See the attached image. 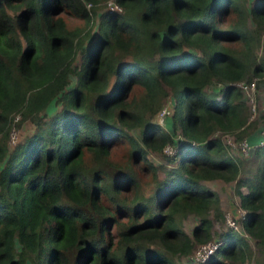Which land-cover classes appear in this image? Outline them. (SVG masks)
Listing matches in <instances>:
<instances>
[{"label": "trees", "instance_id": "16d2710c", "mask_svg": "<svg viewBox=\"0 0 264 264\" xmlns=\"http://www.w3.org/2000/svg\"><path fill=\"white\" fill-rule=\"evenodd\" d=\"M103 1L0 0V264H180L169 256L212 239L209 211L222 218L217 193L200 183L215 178L234 181L240 228L264 254V143L242 158L219 135L239 140L255 128L233 83L264 69L254 52L264 0H113L121 12L94 14ZM62 13L82 25L67 27ZM168 96L166 131L150 119ZM24 119L33 132L11 145ZM117 142L122 159L111 155ZM166 144L172 166L148 160ZM142 174L155 184L149 196ZM217 238L205 261L189 264L243 263L241 234Z\"/></svg>", "mask_w": 264, "mask_h": 264}, {"label": "rangeland", "instance_id": "374dc122", "mask_svg": "<svg viewBox=\"0 0 264 264\" xmlns=\"http://www.w3.org/2000/svg\"><path fill=\"white\" fill-rule=\"evenodd\" d=\"M107 1L108 0H104L103 2H100L98 4L96 3V5L94 7L91 5H88L86 7L88 9L93 7L94 14H97L100 11L106 10V7L109 8ZM109 2H110V0H109ZM255 2H256V0H246V5L248 6V5L254 4ZM116 12H121V9H119L117 7ZM62 17L64 18V21H65L67 27H69V28L79 27L83 23V21L81 19L73 17V16L69 15L68 13L67 14L62 13ZM95 22H96V16L93 15L92 23L89 27V30L87 29L89 31L90 35L95 34V32H96V28L94 25ZM248 26L249 27L253 26V23H251L249 20H248ZM256 39H257V41H256V45L254 47V52H255L256 57H260L262 60V59H264V28L263 29L261 28V30L258 31V33L256 34ZM88 40L89 39L84 41L86 46L89 43ZM231 46L237 47V44H232ZM183 50L186 51L187 48L185 47ZM191 51L199 54V51L196 48H191ZM151 55H152V57H150L148 59V61L152 60L154 58V56H155V58L157 56L155 53H154V55L153 54H151ZM79 59H80L79 54L78 53L75 54L73 64H77L79 62ZM121 60H122V62H127V61H130L132 59H131L130 55H127V56L123 57ZM255 75L258 77V78L254 79L255 84H256V91L254 93V98H255V102H256V110L252 114H250L249 109H248V112H249L248 121L249 122H255L254 124H256L257 126H260V128H262L264 126L263 125L264 123H263L262 115L258 113L259 112L258 100L263 99V97H264L263 89H262V86L264 85V69L260 73L255 74ZM73 80H74L73 76H70L69 86L72 85ZM112 81H113V75L110 74L109 78H108L107 89H109ZM212 86H214L215 88L220 87V85L216 84V83H213ZM206 90L207 91L210 90V85L206 87ZM172 104H173L172 99L169 96L164 97L162 99V101L160 102L159 108L156 109V111L152 115L150 121L153 123H156V124L159 123L158 125L162 129L167 131L169 128V123L168 122L163 123L159 120V116H160L159 109L163 106L169 109V114L167 115V118L165 117L166 119H168V117H170L172 115V112H173ZM57 108H58V105H56V104L49 105V107L45 110L46 117H44V119H46L48 116H50ZM256 125H255V127H256ZM33 129H34V126L32 125V123L28 119H24L18 128H16V129L13 128V131L11 132V136H12V138H15L17 140H21L24 136L31 134L33 132ZM139 131H140V128L132 127V128L127 130V133L135 137V136L139 135ZM221 135H222L223 139L225 140V142L228 141L230 143V145H233V142H232V140L234 141V139L232 138L233 136L223 135V134H221ZM174 136H176V135H174ZM174 139H175V141H177L179 139V137L178 138L176 137ZM235 142L236 141H234V143ZM118 143L119 142H117V144H115L112 147L111 155L113 158L122 159L125 157L126 152L124 150V146L121 144H118ZM8 145H9V147H11L10 144H8ZM228 151L232 154H235L234 153L235 152L234 147H229ZM168 152H169V149L168 150L164 149L163 151H161L159 153L154 152V151H148L147 158L149 161H151L153 164H155L157 166L160 165V166H164V167H169V166H172L173 164H172V162L168 161L166 158V156L170 154ZM250 159H248V160H250ZM156 174H157L158 179H162V177L164 176V173L161 169H157ZM146 177H147V174H142V177H141L142 179H139L138 183H139V187H140L142 194L145 196H149L153 192L155 184L153 183V181H149V180L145 179ZM211 182H213V181H209L208 183H211ZM233 184L234 183L232 181L226 182L223 180L222 181L217 180V183L215 182L212 186L213 187L212 189L217 191V193L219 195L218 200H220V201L218 204V208L221 211L222 215L224 214V220H222V218L218 219V218L213 217L212 210L209 211V219L211 220V223H212V226H211L212 239L210 240V242L213 240H216L217 236L220 233H222L226 229H228L227 225L225 224V216L226 215H229L230 218H232L233 220H236V221L239 217V212L237 211L238 207L236 206L237 196L234 194ZM240 189H242V191L245 190L244 187H240ZM229 206H232V208L236 209V211L231 212L229 210ZM234 206H236V207H234ZM194 223H195V218L189 214L182 219L181 227L186 233L189 234L190 230L193 227L192 225ZM243 238L247 242L248 247H249L248 256L243 261V263H239L236 261H234V262L228 261V262L231 264H263L264 254H263L262 250H258L256 248V240L254 238L250 237L249 235H246ZM199 245L200 244L194 245L191 252L188 255H180L178 257H176L175 255H170L169 257L170 258L173 257V259L175 261L179 262L180 264H189V261H188L189 256L191 254L192 255L196 254V250L198 249Z\"/></svg>", "mask_w": 264, "mask_h": 264}, {"label": "built area", "instance_id": "2783aa9c", "mask_svg": "<svg viewBox=\"0 0 264 264\" xmlns=\"http://www.w3.org/2000/svg\"><path fill=\"white\" fill-rule=\"evenodd\" d=\"M107 4L109 5V8L108 7H106V8L109 11H116L117 7L119 8V6L113 0H110V2L108 0ZM88 5L89 4L87 3L86 6H88ZM251 79H249V80H238V81L233 83V85L241 92L243 100H244L247 108L249 109L250 114H252L256 110V102H255V98H254V93L256 91V84L254 81L255 78H253L252 80ZM262 89H263V94H264V85L262 86ZM159 114H160L159 120L164 123L165 117H167V115L169 114V109L163 106L159 109ZM248 118H249V116H248ZM12 131H13V128L10 130V133H9V143L11 145H13L17 141V139L12 138V136H11ZM261 131H262L261 136L257 139L256 142L251 143V144L247 142L245 137L237 140L234 138V136L232 134L223 133V135L233 136L232 138L234 139V141L237 142V143L236 142L234 143V141L232 140L233 145H230V143L228 141L225 142V140L223 139L221 134H219V135L221 137V140L228 146V148L229 147L235 148L234 153L237 156H240L242 158H247V157L251 156L252 151L254 150L255 147L262 145L264 143V128ZM164 149H167V150L169 149V152H168V153H170L169 155L173 154L175 151V148L169 144L164 145V147L162 148V151ZM237 211L239 212V217H238L237 221L230 218L229 215H226L225 216V224L227 225L228 229L230 228L232 230H235L239 234H241V236L245 237L247 234L241 230L239 222H238V220L242 217L244 211H243V209H241L239 207L237 208ZM222 220H224V214L222 215ZM219 244H220V240L218 238H216V240H213L211 242L207 241L203 244H200L198 249L196 250V254H193V255L191 254L189 256V259L191 261H194L197 263L203 262L209 257V255H211L214 252V250L218 247Z\"/></svg>", "mask_w": 264, "mask_h": 264}, {"label": "crops", "instance_id": "0c3cea01", "mask_svg": "<svg viewBox=\"0 0 264 264\" xmlns=\"http://www.w3.org/2000/svg\"><path fill=\"white\" fill-rule=\"evenodd\" d=\"M211 87L214 89V90H212V93H213V95H214V99H216V100H218L219 99V97H220V88H218V87H214V86H212L211 85ZM209 91H211V89L209 90ZM263 100V101H262ZM258 109H259V114H262L263 112H264V97H263V99H259L258 100ZM167 118V117H166ZM167 121H168V119L165 121V123H167ZM264 128V126L262 127V128H260V126H257L256 125V127L253 129V131L252 132H250L249 133V135L248 136H245V138H246V140H247V142L248 143H254V142H256L257 141V139L261 136V130ZM217 180H221V179H219V178H215V179H207V180H201L200 181V183H202L203 185H205L206 187H208V188H210V189H212L213 187V184L216 182L217 183ZM209 181H213V182H211V183H208ZM222 181V180H221ZM224 181V180H223ZM226 182H231V181H226ZM233 183H234V181H232ZM234 185V184H233ZM212 190H214V189H212ZM241 191H242V189H240ZM215 191V190H214ZM216 193H217V191H215ZM242 192H244V191H242ZM217 195H218V193H217ZM218 197H219V195H218ZM220 201V200H219ZM237 203H238V197H237V201H236V206H237ZM233 206V205H232ZM232 206H229V210L231 211V212H235L236 211V209H234V208H232ZM236 206H234V207H236ZM196 224V221H195V223L192 225V226H194ZM190 232H191V230H190ZM188 234V233H187ZM190 234V233H189Z\"/></svg>", "mask_w": 264, "mask_h": 264}]
</instances>
